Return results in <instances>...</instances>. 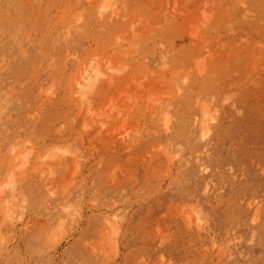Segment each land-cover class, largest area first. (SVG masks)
Returning <instances> with one entry per match:
<instances>
[{
	"label": "rangeland",
	"instance_id": "obj_1",
	"mask_svg": "<svg viewBox=\"0 0 264 264\" xmlns=\"http://www.w3.org/2000/svg\"><path fill=\"white\" fill-rule=\"evenodd\" d=\"M0 114V264H264V0H0Z\"/></svg>",
	"mask_w": 264,
	"mask_h": 264
},
{
	"label": "bare ground",
	"instance_id": "obj_2",
	"mask_svg": "<svg viewBox=\"0 0 264 264\" xmlns=\"http://www.w3.org/2000/svg\"><path fill=\"white\" fill-rule=\"evenodd\" d=\"M19 25V24H18ZM17 27V26H16ZM15 29V28H14ZM18 31V30H17ZM19 33V32H18ZM45 33V32H44ZM42 38H43V36H41ZM51 37V36H50ZM47 38H48V36H47ZM43 41V40H42ZM47 42V41H46ZM31 43V42H30ZM42 44V43H41ZM43 47V46H42ZM86 79V78H85ZM84 79V80H85ZM88 80V79H87ZM1 115V114H0ZM207 134V133H206Z\"/></svg>",
	"mask_w": 264,
	"mask_h": 264
}]
</instances>
